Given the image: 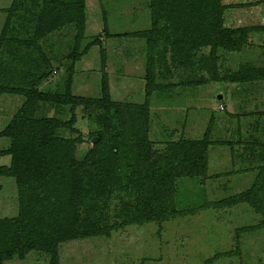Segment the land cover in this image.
I'll return each instance as SVG.
<instances>
[{"label":"rangeland","instance_id":"374dc122","mask_svg":"<svg viewBox=\"0 0 264 264\" xmlns=\"http://www.w3.org/2000/svg\"><path fill=\"white\" fill-rule=\"evenodd\" d=\"M56 1L71 3L77 0ZM83 1L85 28L78 45L73 24L41 38L42 43L37 41V46L15 45L14 41L7 47L2 45L0 83L12 88L31 86L39 91L63 94L70 82L71 93L98 99L103 75L98 40L105 50L104 71L111 99L124 104H142L148 48L146 40L137 34L151 28L150 0ZM222 1L228 7L224 11L226 26L264 25V0ZM14 2L18 8L9 18L7 10ZM102 2L108 5L107 9ZM43 6L44 0H0V36L6 27L9 28L8 38L16 39V44L18 40H33ZM158 17L161 26L167 24L162 13H158ZM198 33L203 35L202 31ZM185 34L181 28L173 38L184 42ZM263 40L264 34L253 37L250 47L239 54L220 50L215 64L211 62L209 47L194 42L185 51L176 53L170 51L169 46L165 52L160 49L161 53L153 60L155 91L149 101V139L156 142L200 140L211 120L212 144L219 146L225 136L229 138L234 133L235 123H225L226 117L220 121L226 109L229 110L228 99L233 96V83L226 78L244 64L258 63L260 51L256 43H263ZM74 49L82 54L79 60L71 62L68 56ZM43 56L47 62L42 61ZM24 58L37 64L31 67V74ZM6 71L10 76L4 73ZM43 74L47 77L40 83L37 80ZM233 97H237L233 98L235 109H248L264 98V83L253 96L247 94L253 102L245 106L238 103L242 98L240 93H234ZM24 100L22 95L0 96V131ZM69 108L40 103L33 116L69 121ZM99 113L93 107L78 105L73 125L77 132L64 129L58 132L60 136L80 138L75 148L78 160H83L93 148L91 136L102 129L97 121ZM250 121L258 122L259 119ZM8 146L9 140L0 138V150ZM251 150L258 155L256 170H208L204 186L200 178L178 179L176 208L184 213L182 216L163 222L125 225L111 229L107 236L62 243L58 248L59 264H264V190L257 193L259 209L241 198L254 185L264 184V148L259 149V153ZM102 152L106 153L103 149ZM211 153L215 162L230 158L226 151L212 150ZM6 162L9 158L0 157V166ZM2 180L0 219L16 218L20 209L18 192L12 179ZM127 203H134L133 192H121L113 187L97 202L95 213L90 214L83 208L81 216L90 220V224L114 226L125 220L124 205ZM5 264H49V256L31 251L22 260L14 256Z\"/></svg>","mask_w":264,"mask_h":264},{"label":"trees","instance_id":"16d2710c","mask_svg":"<svg viewBox=\"0 0 264 264\" xmlns=\"http://www.w3.org/2000/svg\"><path fill=\"white\" fill-rule=\"evenodd\" d=\"M17 8L14 2L7 10V16L12 17ZM227 8L222 0H150L151 28L137 34L146 40L148 48L144 102L139 105L111 99L104 71L105 50L98 40L103 70L98 99L71 93L69 81L63 94L39 91L31 86L12 88L0 83V96L14 94L25 98L22 107L0 131V138L9 140V146L0 150V157H9V164L0 166V177L13 180L20 208L16 218L0 219V264L14 256L22 260L31 251L49 256V264H59L58 248L62 243L107 236L111 229L168 221L184 214L176 208L177 180L200 178L204 186L208 179L212 120L200 140L156 142L149 139V101L155 91L153 60L161 53L160 49L165 52L169 46L170 51L176 53L185 51L192 42L209 47L212 64L217 62L220 50L229 54L243 53L250 47L253 37L264 34V25L228 27L224 17ZM84 9L83 0L71 3L44 0L33 40H18L16 44V39L8 38L9 28L4 27L0 47H7L13 41L15 45L34 46L41 38L71 24L76 27L78 45L84 35ZM158 13H162L166 25L158 23ZM181 28L186 33L184 42L173 38ZM201 31L203 35H199ZM256 47L260 51L258 63L244 64L226 78L228 82L240 85L264 83V40L257 42ZM81 54L74 49L68 60L75 62ZM42 61L47 62L45 56ZM23 62L30 66L31 74V67L37 64L29 58H24ZM4 73L10 76L7 71ZM46 77L43 74L37 81L41 83ZM40 103L70 106V120L35 118L33 112ZM78 105L98 110L97 121L102 127L91 136L95 142L83 160L75 157L80 138L58 134L63 129L77 132L73 125ZM113 187L134 194V203L124 205L125 220L114 226L101 227L82 218V209L95 213L97 202ZM261 189L264 190V184L254 185L241 198L258 208L257 193ZM262 212L264 214V210Z\"/></svg>","mask_w":264,"mask_h":264},{"label":"crops","instance_id":"0c3cea01","mask_svg":"<svg viewBox=\"0 0 264 264\" xmlns=\"http://www.w3.org/2000/svg\"><path fill=\"white\" fill-rule=\"evenodd\" d=\"M102 5L104 8H108V5L105 6L104 2H102ZM260 84L262 83H255L252 85L232 84L234 86L233 96L234 93H240L242 98L238 100V103L245 106L246 103H250L252 101V98L247 97V94L253 96V92L255 93L258 91ZM233 96L228 99L229 110L226 109V115H222L220 121L226 117L225 123H235V130L233 131L234 133L231 134L229 138L225 136L224 138L226 139H224L222 142L219 141V143L222 145L219 144L218 146L214 145V143L209 146L208 170H256L255 166L258 164H255V158L258 155L255 154V152L253 153L251 149H254V151L257 150L259 153V151L264 148V128H262L264 124V98L262 97L259 102H254L253 106L250 105L248 109L245 108L238 111L235 109V101H233V98L236 100L237 97ZM253 118H258L259 121H250ZM251 124L253 126H251ZM250 126L251 129H249ZM225 132L226 131H224V133ZM212 150L215 152H229V160L225 159L222 162H215V160L212 159ZM5 158L9 157L5 156ZM7 163L9 164V162H6V166L8 165ZM0 181H3L1 177Z\"/></svg>","mask_w":264,"mask_h":264},{"label":"water","instance_id":"95a60500","mask_svg":"<svg viewBox=\"0 0 264 264\" xmlns=\"http://www.w3.org/2000/svg\"><path fill=\"white\" fill-rule=\"evenodd\" d=\"M93 142H95V140H93Z\"/></svg>","mask_w":264,"mask_h":264}]
</instances>
